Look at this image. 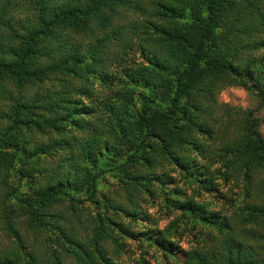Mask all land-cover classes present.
<instances>
[{
  "label": "trees",
  "instance_id": "trees-1",
  "mask_svg": "<svg viewBox=\"0 0 264 264\" xmlns=\"http://www.w3.org/2000/svg\"><path fill=\"white\" fill-rule=\"evenodd\" d=\"M229 87L264 106V0H0V264H264Z\"/></svg>",
  "mask_w": 264,
  "mask_h": 264
},
{
  "label": "rangeland",
  "instance_id": "rangeland-1",
  "mask_svg": "<svg viewBox=\"0 0 264 264\" xmlns=\"http://www.w3.org/2000/svg\"><path fill=\"white\" fill-rule=\"evenodd\" d=\"M217 101L219 103L228 104L231 106L239 107L243 110L251 109L255 113V117L258 120L259 124V131L264 138V106L260 104L259 100L249 91H246L245 89H242L240 87H229L227 89H224L217 95ZM158 211L157 206L154 208H151L149 210L150 213L156 214ZM159 225L160 227H164L167 225L170 219L173 218L176 213H172L171 216H164V211L162 209ZM3 234L0 232V242L3 241ZM183 247H187V239H184L181 243ZM149 264H169L167 261H163L161 258H159V253L152 252L150 254V260Z\"/></svg>",
  "mask_w": 264,
  "mask_h": 264
}]
</instances>
